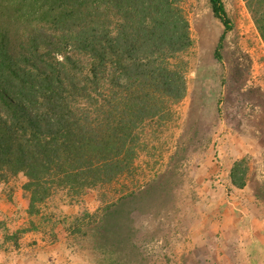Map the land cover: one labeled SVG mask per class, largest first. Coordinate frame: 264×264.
<instances>
[{"label": "trees", "instance_id": "trees-1", "mask_svg": "<svg viewBox=\"0 0 264 264\" xmlns=\"http://www.w3.org/2000/svg\"><path fill=\"white\" fill-rule=\"evenodd\" d=\"M244 1L264 42V0ZM181 2L0 0V182L25 177L32 216L15 232L0 221V246H18L19 237L40 230L58 190L84 198L132 169L146 123L187 94L185 68L172 62L192 45ZM209 2L224 25L215 51L221 61L234 25L223 0ZM246 171L243 161L234 164V186L245 187ZM163 187L162 178L154 180L85 210L68 230L90 235L109 264H127L141 257L134 214L147 213Z\"/></svg>", "mask_w": 264, "mask_h": 264}, {"label": "rangeland", "instance_id": "rangeland-1", "mask_svg": "<svg viewBox=\"0 0 264 264\" xmlns=\"http://www.w3.org/2000/svg\"><path fill=\"white\" fill-rule=\"evenodd\" d=\"M223 2L234 27L220 61L215 51L224 25L209 0H182L192 45L172 62L185 68L187 94L163 118L146 123L132 169L84 198L58 190L44 206L48 222L40 232L25 233L18 246H0V260L109 264L92 249L90 235L73 234L68 225L85 210H101L162 178L161 198L147 213L134 214L141 257L127 264H264V42L244 0ZM238 161L247 170L242 189L231 185ZM25 181L18 175L0 187L10 183L25 206ZM66 203L74 212L61 208ZM16 216L3 214L0 221L11 232L31 221L25 211ZM3 233L0 227V242Z\"/></svg>", "mask_w": 264, "mask_h": 264}, {"label": "crops", "instance_id": "crops-1", "mask_svg": "<svg viewBox=\"0 0 264 264\" xmlns=\"http://www.w3.org/2000/svg\"><path fill=\"white\" fill-rule=\"evenodd\" d=\"M231 185L233 187H235L232 182H231ZM7 186L8 187H6V188L4 187V185H2V187H0V203L6 204L5 202H7L6 207L3 208L4 212L0 213V216H1L0 219L3 218V214L10 216V218L12 219L13 216H16L19 214V210L21 213L23 211H25L26 214L29 216V214L27 213L28 200L27 199L23 200V202H25V206L20 205V199H21V195H19L20 191L17 192V190L15 189V192H13V191L11 192L12 188L9 186H12V185L10 183H8ZM239 189H242V188H239ZM240 202H242V201H240ZM61 208L65 212H74V209H75L74 206H71L69 204H63V205H61ZM246 211L248 212V210H246ZM247 215H248V213H247ZM29 217H30L29 219H32V216H29ZM37 218H38V223H39V217H37ZM40 220H41V217H40ZM6 225L8 226V224H6ZM36 232H40V231H28L27 234L36 233ZM27 262H28V260H21L20 261V260H8V259H6L5 261H0V264H27Z\"/></svg>", "mask_w": 264, "mask_h": 264}]
</instances>
